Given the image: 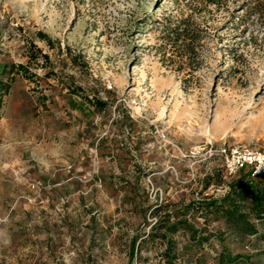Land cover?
I'll return each mask as SVG.
<instances>
[{"label": "rangeland", "instance_id": "1", "mask_svg": "<svg viewBox=\"0 0 264 264\" xmlns=\"http://www.w3.org/2000/svg\"><path fill=\"white\" fill-rule=\"evenodd\" d=\"M244 1L0 0V264H170L152 216L188 220L168 233L172 264H222L223 250L264 264V239L178 212L224 181L206 184L212 149L264 150V17ZM187 14L191 57L165 29ZM30 43L49 60L30 61Z\"/></svg>", "mask_w": 264, "mask_h": 264}, {"label": "trees", "instance_id": "2", "mask_svg": "<svg viewBox=\"0 0 264 264\" xmlns=\"http://www.w3.org/2000/svg\"><path fill=\"white\" fill-rule=\"evenodd\" d=\"M191 0H188L190 2ZM206 5L221 6L224 0H201ZM244 5H248V9L251 14H256L259 17H264V0H246ZM167 25L165 29L172 32L171 44L176 48L182 47L183 54L191 57L195 54V42L198 37L195 33L198 31V26L195 25L190 14L184 15L174 21L170 16L165 18ZM165 20V21H166ZM164 29V22L162 24ZM39 36L47 40V35L44 32H39ZM49 42V41H48ZM33 48V53L30 55V61H39L42 58L45 61L49 60V56L42 52V49L37 47L36 44L30 43ZM3 71L7 73H20L22 76L28 79H35L37 75L31 72L28 67L22 63H11L3 66ZM11 88L9 81H3L0 79V90L4 93H8ZM3 100V94H0V106ZM95 106H99L100 109L105 108V102L93 101ZM217 166L214 172L207 177L206 184H209L217 179H222L224 171V162L221 158H217ZM231 192L221 200H215L211 202L197 203L191 202L186 209H181L178 212L179 216H195L200 214L202 217H208L211 215L222 216L230 226L235 227L242 235H257L259 238L264 239V232L260 231L258 225L254 222L264 225V177L253 178L249 169H243L231 182ZM187 219H179L177 221H171L170 216H165L164 219H160L156 222L161 228H165L164 233H152L151 238L153 240L161 238L167 241L168 252H173V256L170 257V264L174 263L178 257L176 249V241L173 239V234L177 233L181 225L187 224ZM194 239H196L197 230H194ZM168 233L172 235H168ZM203 240H207L208 237H202ZM136 240L133 243L132 254L135 252ZM240 258L247 260V257L232 256L230 252L223 250L218 255V263L227 264H240Z\"/></svg>", "mask_w": 264, "mask_h": 264}, {"label": "built area", "instance_id": "3", "mask_svg": "<svg viewBox=\"0 0 264 264\" xmlns=\"http://www.w3.org/2000/svg\"><path fill=\"white\" fill-rule=\"evenodd\" d=\"M160 135L163 138L166 137L164 133H160ZM211 155L223 160L224 181L221 183H211L204 187L201 186L192 202L204 203L223 199L231 192V182L243 169H249L253 178L264 177V150H259L244 144H233L212 149ZM152 189L154 190L152 198L155 202V205L151 209L153 211L162 206L163 198L159 201L157 197H163L164 192L161 188L155 189L153 187ZM151 219H154L155 222L160 220L159 217L155 216H152Z\"/></svg>", "mask_w": 264, "mask_h": 264}]
</instances>
